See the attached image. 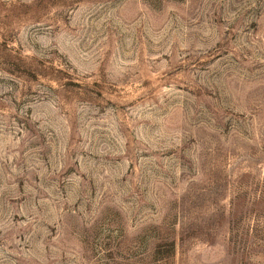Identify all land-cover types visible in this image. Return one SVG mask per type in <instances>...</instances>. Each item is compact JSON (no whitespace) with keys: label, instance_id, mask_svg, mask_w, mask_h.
Here are the masks:
<instances>
[{"label":"rangeland","instance_id":"rangeland-1","mask_svg":"<svg viewBox=\"0 0 264 264\" xmlns=\"http://www.w3.org/2000/svg\"><path fill=\"white\" fill-rule=\"evenodd\" d=\"M0 264H264V0H0Z\"/></svg>","mask_w":264,"mask_h":264}]
</instances>
